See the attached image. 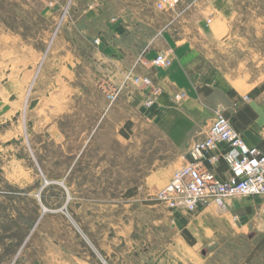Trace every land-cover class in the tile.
<instances>
[{"label":"rangeland","instance_id":"1","mask_svg":"<svg viewBox=\"0 0 264 264\" xmlns=\"http://www.w3.org/2000/svg\"><path fill=\"white\" fill-rule=\"evenodd\" d=\"M124 1L0 0V112L11 107L0 114V264H111L105 242L150 218L142 205L167 183L143 181L169 148L152 117L163 88L153 80L162 92L149 106L134 78L153 79L146 52L165 31L192 43L195 81L264 83V0H147L141 17L125 16L144 49L135 62H100L94 47ZM201 208L214 229L198 236L205 264H264V230Z\"/></svg>","mask_w":264,"mask_h":264},{"label":"crops","instance_id":"2","mask_svg":"<svg viewBox=\"0 0 264 264\" xmlns=\"http://www.w3.org/2000/svg\"><path fill=\"white\" fill-rule=\"evenodd\" d=\"M152 1L155 4L157 0ZM124 2L132 5L124 9L127 14L110 23V27L101 34L100 45L94 47L95 57L100 62L123 63V66L134 63L140 51L144 50L133 43L135 27L125 20V16L141 17L147 0ZM160 48H171L174 58L169 67L156 68L151 72L153 80L163 88L157 113L152 117L155 127L167 137L169 148L159 152L143 176L146 186L160 187L169 181L172 173L186 161L191 143L204 136L218 109L230 118L249 146L264 150V83H222V80L210 76L201 82L195 81L197 74L190 69L195 59L193 45L187 38L181 39L174 29L165 31L162 38L154 41L146 52L147 59L154 58ZM179 92L184 93L182 101L173 103V96ZM137 94L146 96L144 91L137 90ZM166 106H169L168 110L164 109ZM162 109L167 113L158 112ZM143 116L146 117V113ZM227 146L223 142L219 149ZM207 164L221 178L229 173L222 159L213 165ZM166 174L169 176L167 179ZM229 205L225 219L231 227L241 231L264 230V197L242 198ZM142 207L152 212L148 220L125 223V237L123 235L119 242L106 241L103 245L111 264H205L201 254L203 247L197 249L201 243L198 236L200 229H203L204 236L214 230L205 209L193 213L170 210L157 200ZM235 215L237 219H234Z\"/></svg>","mask_w":264,"mask_h":264},{"label":"built area","instance_id":"3","mask_svg":"<svg viewBox=\"0 0 264 264\" xmlns=\"http://www.w3.org/2000/svg\"><path fill=\"white\" fill-rule=\"evenodd\" d=\"M178 2L163 0L159 5L174 6ZM173 58V50L166 48L160 50L154 59H147L144 63L155 68L168 67ZM134 82L149 89L146 104L153 105L162 88L155 85L150 76L135 77ZM103 89L109 98L115 97L111 85L107 84ZM223 142L228 145L227 148L219 149ZM217 150L219 153L214 154ZM221 159L227 164L229 172L224 178L207 164L213 165ZM238 196L264 197V150L249 146L230 118L218 109L204 136L191 143L186 161L174 171L162 188L154 192L153 198L170 210L193 213L203 204L214 203L224 213L229 211V200ZM237 217L235 215L234 219Z\"/></svg>","mask_w":264,"mask_h":264},{"label":"water","instance_id":"4","mask_svg":"<svg viewBox=\"0 0 264 264\" xmlns=\"http://www.w3.org/2000/svg\"><path fill=\"white\" fill-rule=\"evenodd\" d=\"M9 108H10V107H9L8 105L4 106V107H3V111H2V112L4 113V112L8 111V110H9Z\"/></svg>","mask_w":264,"mask_h":264}]
</instances>
